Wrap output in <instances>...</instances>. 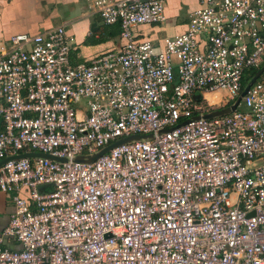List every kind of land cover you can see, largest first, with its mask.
Listing matches in <instances>:
<instances>
[{"label": "built area", "instance_id": "built-area-1", "mask_svg": "<svg viewBox=\"0 0 264 264\" xmlns=\"http://www.w3.org/2000/svg\"><path fill=\"white\" fill-rule=\"evenodd\" d=\"M89 1L117 50L73 62L64 23L0 43V160L55 157L0 165V264H264V0H202L160 51L134 29L163 0Z\"/></svg>", "mask_w": 264, "mask_h": 264}, {"label": "crops", "instance_id": "crops-1", "mask_svg": "<svg viewBox=\"0 0 264 264\" xmlns=\"http://www.w3.org/2000/svg\"><path fill=\"white\" fill-rule=\"evenodd\" d=\"M164 20L140 24L137 40H149L160 51L163 39L185 31L189 15L202 0H163ZM89 0H0V43L16 33H37L58 24L66 25L72 40L71 60L90 59L117 50L123 40L119 23L107 24L93 11ZM13 205L0 192V231L8 223ZM17 248V244H7Z\"/></svg>", "mask_w": 264, "mask_h": 264}, {"label": "water", "instance_id": "water-1", "mask_svg": "<svg viewBox=\"0 0 264 264\" xmlns=\"http://www.w3.org/2000/svg\"><path fill=\"white\" fill-rule=\"evenodd\" d=\"M261 70H262V69H260V71H258V72L255 74V76L251 78L250 82H249V83L243 88V90H242L240 96H242V95L245 94V92L247 91V89H248L250 83H252V82L256 79L257 75L261 72ZM239 99H240V97H239V98H238V99H237V100H236L231 106H229V107H227V108H224V109H222V110H218V111H214V112H212V113L205 114L204 117H212V116H215V115H220V114L228 113L231 109H233V108L236 106V104H237V102L239 101ZM148 137H150V135H131V136H129V137H126V138H123V139H121V140L116 141L115 143H113V144H111V145H109V146L103 148V149H102L101 151H99L98 153H96V154H94V155H92V156H89V157H87V158L89 159V161H90V160H93V159H95L97 156H99L101 153L107 151V150L110 149L111 147H113V146H115V145H117V144H119V143H121V142H124V141H130V140L144 139V138H148ZM31 156H40V157H46V158H55V157H53L52 155H49V154H43V153H39V152H25V153H21V154H18V155H14V156L6 157L5 159H1V160H0V165H1L2 163H4L6 160L11 159V158L31 157ZM81 159H82L81 157L78 158V160H81Z\"/></svg>", "mask_w": 264, "mask_h": 264}, {"label": "rangeland", "instance_id": "rangeland-1", "mask_svg": "<svg viewBox=\"0 0 264 264\" xmlns=\"http://www.w3.org/2000/svg\"><path fill=\"white\" fill-rule=\"evenodd\" d=\"M223 95H224V93H220V94H218V97H220V96L222 97ZM40 191H44V189L43 188H40Z\"/></svg>", "mask_w": 264, "mask_h": 264}]
</instances>
